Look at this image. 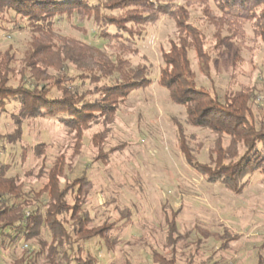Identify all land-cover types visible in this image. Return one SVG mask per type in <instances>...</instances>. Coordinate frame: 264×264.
<instances>
[{
  "label": "trees",
  "instance_id": "16d2710c",
  "mask_svg": "<svg viewBox=\"0 0 264 264\" xmlns=\"http://www.w3.org/2000/svg\"><path fill=\"white\" fill-rule=\"evenodd\" d=\"M182 1L183 4L176 0H0V20L14 22L17 30L25 28L16 24L19 20L27 22L33 34L21 70L12 67L15 58L9 50L0 52V116L6 114L14 126L12 133L0 135V154L5 152L6 144L23 140L25 121L51 119L75 135L74 154L78 155L80 140L90 126L97 122L111 125L120 105L135 90L153 84L151 66H134L126 57L139 53L135 47L136 29L170 19L176 24L177 40L162 52L159 84L174 103L185 107L189 125L218 136L209 164H201L193 157L183 127L175 121L179 146L187 162L209 183L222 184L235 194L243 193L256 173L264 180V124L258 126L252 110L256 89L240 90L221 100L198 87L189 54L196 53L206 76L210 54L201 30L190 22L188 10L198 4L208 11L213 3L220 13L215 22V49L220 51L234 42L242 43L248 24L255 39L264 43V0ZM75 17L93 20L99 37L116 43L119 53L111 56L54 30L57 22ZM16 73L20 78L15 85L12 79ZM225 137L230 138L227 147ZM43 145L37 144L34 149L38 158L45 155L40 149ZM71 165L65 155H60L47 173L46 184L39 191H25L18 178L8 176L10 165L0 160V251L33 240L41 247L37 253L24 249L18 264H35L43 255L48 264H97V258L89 252V242L100 239L111 249L132 224L129 215L117 223L90 228L92 218L83 208V199L93 184L86 173L72 178ZM168 226L166 246L172 248L173 257L167 260L154 253V261L159 264L178 262L174 237L182 235L175 220L168 221ZM43 233L50 241L42 240ZM239 237L227 230L218 251L224 252ZM263 249L264 242L260 251ZM199 251L197 247L186 257V264H197ZM209 259L199 264L209 263ZM221 263L222 260L213 264ZM124 264L131 262L126 260ZM257 264H264L263 255Z\"/></svg>",
  "mask_w": 264,
  "mask_h": 264
},
{
  "label": "rangeland",
  "instance_id": "374dc122",
  "mask_svg": "<svg viewBox=\"0 0 264 264\" xmlns=\"http://www.w3.org/2000/svg\"><path fill=\"white\" fill-rule=\"evenodd\" d=\"M176 2L183 4L182 0ZM188 10L190 22L201 30L210 54L209 76L201 71L196 53L189 54L198 87L221 100L231 93L255 88L252 110L258 126L264 124V43L255 39L248 24L242 43L234 42L228 48L216 50L215 22L220 13L212 2L208 11L198 4ZM16 24L25 28L17 30L14 22L7 18L0 20V52L9 50L15 58L12 67L19 71L33 34L27 22L19 20ZM54 30L111 56L119 53L116 43L99 37L93 20L76 17L62 20ZM136 34L135 47L139 53L126 57L134 66L150 65L153 84L135 90L120 105L114 123L106 126L97 122L90 126L80 140L82 147L78 155L74 154L75 135L56 121H25L23 140L6 144L5 152L0 154V160L11 167L8 176L18 178L25 191H39L46 184L53 163L63 154L74 168L72 178L86 173L92 181L93 189L83 199V208L92 218L90 228L117 223L121 217L130 215L132 224L113 248L100 239L89 242V252L97 258V264H124L126 260L131 264H159L154 261V253L170 260L173 253L166 246V237L168 221L174 220L182 235L174 237L177 264H186L185 258L197 247L200 250L197 264L207 258L210 259L206 264L220 260L221 264H257L259 256L264 257V249L260 251L264 242L263 176L254 174L243 193L235 194L222 184L209 183L189 165L179 146L176 122L183 127L193 157L201 164H209L218 136L208 129L189 125L185 107L174 103L159 84L162 52L177 40L176 24L162 19L155 26L137 28ZM19 78L20 74L16 73L12 83L16 85ZM13 131L11 119L2 114L0 135ZM37 144H44L40 149L45 155L41 158L34 152ZM229 144L230 138L225 137V147ZM227 230L240 237L224 252H219ZM41 238L50 241L44 233ZM24 249L37 253L41 247L33 240L5 248L0 251V264H18ZM35 264H48L45 255Z\"/></svg>",
  "mask_w": 264,
  "mask_h": 264
}]
</instances>
